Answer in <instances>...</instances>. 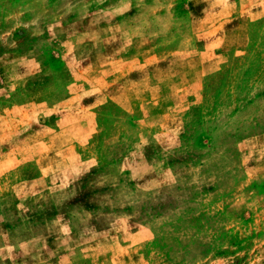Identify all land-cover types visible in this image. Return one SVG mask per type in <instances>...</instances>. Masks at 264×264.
<instances>
[{"label":"rangeland","instance_id":"1","mask_svg":"<svg viewBox=\"0 0 264 264\" xmlns=\"http://www.w3.org/2000/svg\"><path fill=\"white\" fill-rule=\"evenodd\" d=\"M0 264H264V0H0Z\"/></svg>","mask_w":264,"mask_h":264}]
</instances>
